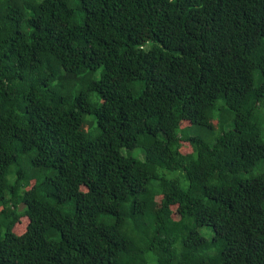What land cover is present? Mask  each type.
<instances>
[{"label":"trees","instance_id":"16d2710c","mask_svg":"<svg viewBox=\"0 0 264 264\" xmlns=\"http://www.w3.org/2000/svg\"><path fill=\"white\" fill-rule=\"evenodd\" d=\"M263 107L264 0H0V264H264Z\"/></svg>","mask_w":264,"mask_h":264},{"label":"rangeland","instance_id":"374dc122","mask_svg":"<svg viewBox=\"0 0 264 264\" xmlns=\"http://www.w3.org/2000/svg\"><path fill=\"white\" fill-rule=\"evenodd\" d=\"M100 75H101V73H100V70L99 71H97L96 73H93L91 76L93 77V78H99L100 77ZM256 79H257V77H256ZM258 82V81H257ZM80 86H82V85H80ZM217 113H218V119L215 121L216 122V124H218L219 125V127H218V129L220 128V120L222 121V122H224L225 120H228V110H227V108H226V105L223 103V101L222 100H220L219 102H218V104H217ZM263 110H264V107H263ZM218 122V123H217ZM181 134L183 135H194V134H202L203 136H212L210 133H209V131H207L206 132V129L205 128H201V127H199V126H197V125H194V126H191V127H185V128H182V130H181ZM139 152V150H134L133 151V153H138ZM142 155V157H143V154H141Z\"/></svg>","mask_w":264,"mask_h":264}]
</instances>
